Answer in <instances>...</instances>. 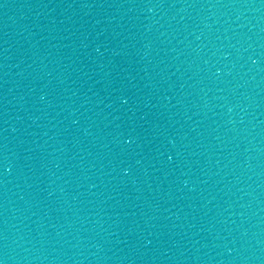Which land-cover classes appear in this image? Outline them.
I'll return each mask as SVG.
<instances>
[{
  "label": "water",
  "instance_id": "water-1",
  "mask_svg": "<svg viewBox=\"0 0 264 264\" xmlns=\"http://www.w3.org/2000/svg\"><path fill=\"white\" fill-rule=\"evenodd\" d=\"M0 264H264V0H0Z\"/></svg>",
  "mask_w": 264,
  "mask_h": 264
}]
</instances>
